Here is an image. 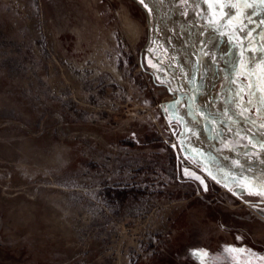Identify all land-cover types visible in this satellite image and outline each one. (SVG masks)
<instances>
[{
    "label": "rangeland",
    "instance_id": "374dc122",
    "mask_svg": "<svg viewBox=\"0 0 264 264\" xmlns=\"http://www.w3.org/2000/svg\"><path fill=\"white\" fill-rule=\"evenodd\" d=\"M220 260L264 264V2L0 0V264Z\"/></svg>",
    "mask_w": 264,
    "mask_h": 264
},
{
    "label": "water",
    "instance_id": "95a60500",
    "mask_svg": "<svg viewBox=\"0 0 264 264\" xmlns=\"http://www.w3.org/2000/svg\"><path fill=\"white\" fill-rule=\"evenodd\" d=\"M189 95L193 98L192 93H189ZM193 106H194V110H195L196 114H197L202 120H204V121H206V122H210V123L216 125V122H215L214 120H212V119H210V118H208V117H206V116H204L203 114L200 113V111H199V109H198V107H197V105H196V102L194 101V98H193ZM218 137H219V140H220L224 145L228 146V148H229L230 150H238L239 152L244 153V151H242V150H240V149H236V148L232 147L228 142H226V141L221 137V135H220L219 132H218ZM249 149H253V148H249Z\"/></svg>",
    "mask_w": 264,
    "mask_h": 264
},
{
    "label": "snow or ice",
    "instance_id": "6c2138e0",
    "mask_svg": "<svg viewBox=\"0 0 264 264\" xmlns=\"http://www.w3.org/2000/svg\"><path fill=\"white\" fill-rule=\"evenodd\" d=\"M141 2L143 3V0H141ZM215 3H220V0H214ZM262 2H264V0H262Z\"/></svg>",
    "mask_w": 264,
    "mask_h": 264
},
{
    "label": "trees",
    "instance_id": "16d2710c",
    "mask_svg": "<svg viewBox=\"0 0 264 264\" xmlns=\"http://www.w3.org/2000/svg\"><path fill=\"white\" fill-rule=\"evenodd\" d=\"M224 260H220L218 261L219 264H223Z\"/></svg>",
    "mask_w": 264,
    "mask_h": 264
}]
</instances>
